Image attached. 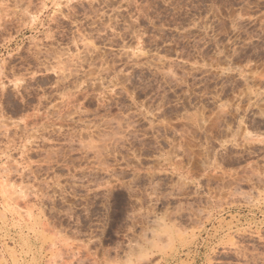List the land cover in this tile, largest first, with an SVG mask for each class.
<instances>
[{"label":"rangeland","instance_id":"374dc122","mask_svg":"<svg viewBox=\"0 0 264 264\" xmlns=\"http://www.w3.org/2000/svg\"><path fill=\"white\" fill-rule=\"evenodd\" d=\"M0 264H264V0H0Z\"/></svg>","mask_w":264,"mask_h":264}]
</instances>
